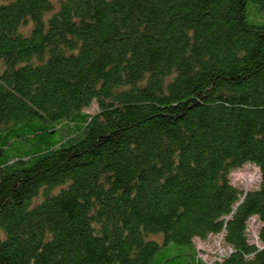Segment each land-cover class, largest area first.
I'll list each match as a JSON object with an SVG mask.
<instances>
[{"label": "trees", "instance_id": "1", "mask_svg": "<svg viewBox=\"0 0 264 264\" xmlns=\"http://www.w3.org/2000/svg\"><path fill=\"white\" fill-rule=\"evenodd\" d=\"M0 157V264H264V0H5Z\"/></svg>", "mask_w": 264, "mask_h": 264}, {"label": "rangeland", "instance_id": "2", "mask_svg": "<svg viewBox=\"0 0 264 264\" xmlns=\"http://www.w3.org/2000/svg\"><path fill=\"white\" fill-rule=\"evenodd\" d=\"M5 0H0V3H3ZM53 3L58 6L59 0H52ZM257 6L254 3H250L248 10L253 15L252 7ZM257 9V8H256ZM97 110V105L94 104L87 110V112H94ZM71 128L69 125H64L58 129L55 139L58 141H66L67 137L71 134ZM35 146L32 141L30 142H19L16 147L10 150V153L17 154L18 151L31 150L34 149ZM1 159V157H0ZM232 182L237 185L239 188L244 191L254 189L258 187L260 181V171L259 168L252 164L247 163L242 167L234 170L231 173ZM41 198V197H40ZM249 233L253 236L256 235L261 223L258 221L257 217H252L249 220ZM196 247L199 249V256L202 257L206 262H212L216 260L218 257L217 254H221L222 248L224 247L223 239L221 235H210L207 240L203 241L201 239H196L195 241ZM183 246L171 244L169 249L166 250L167 256L173 257L178 253V251L182 250Z\"/></svg>", "mask_w": 264, "mask_h": 264}]
</instances>
